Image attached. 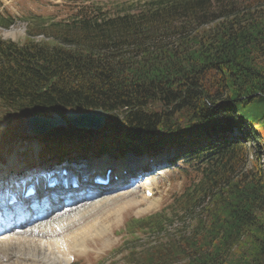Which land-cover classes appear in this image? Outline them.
<instances>
[{
  "label": "trees",
  "instance_id": "16d2710c",
  "mask_svg": "<svg viewBox=\"0 0 264 264\" xmlns=\"http://www.w3.org/2000/svg\"><path fill=\"white\" fill-rule=\"evenodd\" d=\"M25 34L0 37L1 138L31 116L103 109L100 132L46 134L48 163L175 150L196 173L166 210L125 223L121 264H264V0L90 5L29 17Z\"/></svg>",
  "mask_w": 264,
  "mask_h": 264
},
{
  "label": "rangeland",
  "instance_id": "374dc122",
  "mask_svg": "<svg viewBox=\"0 0 264 264\" xmlns=\"http://www.w3.org/2000/svg\"><path fill=\"white\" fill-rule=\"evenodd\" d=\"M146 1L148 0H0V19L3 17L13 18L14 22V25L7 30L0 27V37L15 42L23 41L26 37L27 20L32 16L59 21L70 18L77 10L85 6L97 5L113 11L117 6H138ZM5 136L7 137H0V199H6L4 194L13 192V190L20 191L22 189L19 193L22 194L25 191L24 188L31 186L35 188L37 195L27 198L23 202L20 201L18 195H14L17 203L12 205V208L10 207L11 212H9L7 222L3 221L1 222L3 224L0 225L1 235L5 241H8L7 246L9 247L8 252L0 255V264H13L16 260L19 263L35 264L38 262L36 264H43L36 260L37 258L22 255L26 254V251H22V254L16 257L17 246L30 243L32 255L41 259H52V254L48 249L50 242L65 240L67 235L81 231L82 228L91 225L89 223L93 220H95L93 224L99 225L100 230L105 233L87 239L84 252H71L72 264H121L123 255H116L115 251L121 248L128 239L127 235L123 233L125 223L132 218L142 220V218L166 210L174 198L182 194L185 187L197 180L196 173L192 171V168L182 163L172 168L164 167L166 158L170 156L171 152L158 156L150 154L146 156L138 153L128 156L129 152L126 154L120 152L119 155L105 153L102 157L89 154L86 159L79 161L63 160L59 163L57 161L48 163L57 155L51 150L53 145L42 140L43 137L31 138L25 133L24 135L19 133L18 135L8 134ZM101 158L107 160V164L97 167L99 165H96L95 161ZM147 162L150 163L147 164ZM125 164L129 166L126 168ZM137 165L139 168L135 169ZM80 166L81 168L84 166L81 171L78 169ZM64 170L77 172V188L65 191L53 189L50 192H45L47 182H50L51 178L56 176L59 171ZM125 171L127 174L124 175ZM99 172L102 175L106 174L104 175L107 176L106 182L101 186L90 183L88 190L84 192V176L90 178ZM142 178H146L145 181L149 182V186L151 185L153 197L146 198L142 194L143 192L140 193L136 190L140 185V180H143ZM40 181H43L41 185L34 184ZM96 191L98 192L96 193ZM81 193L79 202L81 204L69 202V196ZM90 193H94V195L84 199V196ZM54 195L57 200L61 201L56 208L50 210L49 206L42 211L35 208L34 203L43 200V196L52 197ZM5 203L2 201L1 205L3 206ZM92 207H95V212L93 211L89 215L88 211ZM17 212H21V215ZM22 212L26 214H22ZM42 212L46 214V217L37 223V219H40L39 214ZM19 217L23 218V222L11 228L6 226L11 221H20ZM61 221H64L62 222L63 228L59 226ZM177 227L179 225L175 224L168 229L173 230ZM34 230L38 231L32 234L31 232ZM141 238L143 243L147 242L150 237L141 235ZM16 242L19 245H16Z\"/></svg>",
  "mask_w": 264,
  "mask_h": 264
},
{
  "label": "bare ground",
  "instance_id": "6f19581e",
  "mask_svg": "<svg viewBox=\"0 0 264 264\" xmlns=\"http://www.w3.org/2000/svg\"><path fill=\"white\" fill-rule=\"evenodd\" d=\"M95 163H96V165H99L97 167H100V166L102 167L103 165L105 166V164H107V160H103L101 158V159H98L97 161H95ZM147 164H149V163H147ZM97 167H96V170H97ZM138 168L139 167L137 165L135 169H138ZM125 172L123 173L124 175L127 174ZM82 173H83V171H82ZM77 175H78L77 172H75L74 174L69 175V176H71L70 177L71 180L74 181V182H69V181L66 182L65 185L67 186V189H63V187H64L63 182L66 179V177H62L60 175L54 177L52 180H50V182H54L55 183L54 186L49 187L48 185H49L50 182H47L48 184L46 185L45 192H50L53 189H58L60 191H65V190H68L70 188H74V187L77 188V186H78L77 185V182H78V176ZM89 179H90L89 176H84V180H83V184H84L83 191L84 192L87 191L88 187L91 185L88 182ZM42 183H43V181L36 182L34 184L39 186ZM71 183H74L72 185V187L70 185H68V184H71ZM26 188H28V187H26ZM26 188H24L25 191L22 194H19L20 191H22V189L20 191L19 190L18 191L17 190L16 191L13 190V192L11 191L9 193L4 194L6 199H3V200L0 199V225L3 224V223H1L3 221L7 222V217H9V212H11L10 207L17 203L16 197L14 195H18V198H20L21 199L20 201H22V202H23V200L26 199V198H22V197L24 196L25 193L28 192V190L30 192H32L34 190V193H33V195H31V197L37 195L36 190H35V188L33 186L29 187L27 190H26ZM136 190L140 191V192L143 191L144 192L143 194L145 195V197L146 198H150L146 194L147 191L151 190V185L149 186V182L146 181L144 184H141V186L138 187ZM81 195H82V193L79 194V195L74 194L73 196H69V202H78L79 203L80 199H81V197H80ZM10 198L15 200V201H11ZM43 198H44L43 200H41V201L39 200V201H37V203H34L35 208H37L39 210L41 209V211L43 209L45 210V207L47 208L49 206H50V210H52V209L56 208L61 203V201H59V200H57V198H55V195L52 196V197L51 196H43ZM2 201L6 202L5 204H3V206L1 205ZM79 204H81V203H79ZM94 208L95 207H92L91 209H89V211H88L89 215L93 213V211L95 210ZM17 213L19 215H21V212L20 213L17 212ZM84 213H87V212H84ZM22 214H26V213L22 212ZM39 217H40V219H37V221H36L37 223H40L41 220L43 221L44 217H46V214H39ZM94 221L95 220L90 221L89 224H91V225L84 227V229L82 228L81 231L77 230L78 232H72L71 234L67 235L68 237L65 240H63L64 242L61 241V240L54 241L53 243L50 242L48 249H49V251L52 254L51 255L53 257L52 259H46V258H42L41 259V258H39L36 255H32V249H31L32 245L30 243H29V245L25 244V245H22V246H17L18 249H17V252H16V257L20 256V254H22V251H26L25 252L26 254H22V255H24L26 257H31L32 256L34 259L37 258L36 260L41 261L43 264H72L71 252H73V251L74 252L75 251L84 252L87 239H89L90 237H93V236L96 237V236H98L100 234L102 235L103 233H105L104 231L100 230L99 225H97L96 223L93 224ZM62 222H64V221L59 222V226L61 228H63V223ZM102 228H103V226H102ZM1 229L2 228L0 227V255L3 254V253L5 254L6 252H8L7 250L9 249V247L7 246L8 241H5V238H3L2 235H1V233H2ZM4 231H5V229H4ZM37 231L38 230H34L31 233L35 234ZM16 245H19V244L16 242ZM22 247H24V248H22ZM36 263H38V262H36ZM13 264H32V263H28V262H20L19 263L18 260H16L15 262H13Z\"/></svg>",
  "mask_w": 264,
  "mask_h": 264
},
{
  "label": "water",
  "instance_id": "95a60500",
  "mask_svg": "<svg viewBox=\"0 0 264 264\" xmlns=\"http://www.w3.org/2000/svg\"><path fill=\"white\" fill-rule=\"evenodd\" d=\"M108 118L109 114L103 109L89 112L69 110L65 116L57 113L49 117L35 115L23 121V132L31 138L44 137L56 129L66 128L70 125L77 130L100 132L106 127Z\"/></svg>",
  "mask_w": 264,
  "mask_h": 264
}]
</instances>
